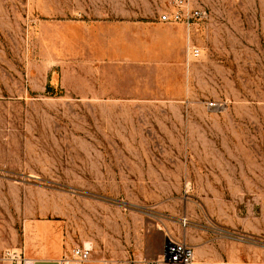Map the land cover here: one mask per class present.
Segmentation results:
<instances>
[{"label": "rangeland", "instance_id": "1", "mask_svg": "<svg viewBox=\"0 0 264 264\" xmlns=\"http://www.w3.org/2000/svg\"><path fill=\"white\" fill-rule=\"evenodd\" d=\"M193 1L179 95L128 26L169 0H0V264L41 228L58 253L36 264L87 242L145 262L168 235L195 264H264V0Z\"/></svg>", "mask_w": 264, "mask_h": 264}, {"label": "crops", "instance_id": "2", "mask_svg": "<svg viewBox=\"0 0 264 264\" xmlns=\"http://www.w3.org/2000/svg\"><path fill=\"white\" fill-rule=\"evenodd\" d=\"M128 26L131 28L134 27L139 29L138 34L133 37H130V39L139 43L148 42L159 46V50L156 53L161 55L162 58L157 60L156 62L166 63L175 66L181 80L178 87V94L183 95L184 92L187 90V87H185L182 82L184 65L187 63L189 72L192 59H197L198 56H200L202 53L201 49L200 55L196 56L191 54L190 60L188 61V53L186 55V45L188 43V32L186 23L184 21H152L150 23H135ZM192 28H195V24L192 26ZM192 31L194 32L193 29ZM142 32L145 34H143ZM191 37L192 32L191 34H189V40H191ZM196 45L199 46L198 44ZM152 52L154 51L152 50ZM51 236L52 233L49 228H41L40 230L34 232L27 240L26 248L30 250V254L32 256H35L32 258L36 260V263L42 260L48 261V259H50L48 256L58 253V251L50 242ZM161 251L162 249L155 257H157ZM24 253L27 255L26 252ZM84 264H145V262H143L141 259L135 261H126L119 259L118 261L115 260L113 262H103L98 255H93Z\"/></svg>", "mask_w": 264, "mask_h": 264}, {"label": "built area", "instance_id": "3", "mask_svg": "<svg viewBox=\"0 0 264 264\" xmlns=\"http://www.w3.org/2000/svg\"><path fill=\"white\" fill-rule=\"evenodd\" d=\"M207 11L193 0H169V6L161 13V19L168 22L184 21L188 32V61L190 55H200L201 47L191 45L189 34L195 20L206 16ZM221 103L217 100L210 101V106L219 107ZM93 246L83 243L73 248L71 255H64L58 261L59 264H84L92 257ZM3 259L11 264H36V260L27 256L23 249L10 247L5 249ZM196 251L192 244L186 239L168 235L162 251L157 257L146 259L145 264H195Z\"/></svg>", "mask_w": 264, "mask_h": 264}, {"label": "bare ground", "instance_id": "4", "mask_svg": "<svg viewBox=\"0 0 264 264\" xmlns=\"http://www.w3.org/2000/svg\"><path fill=\"white\" fill-rule=\"evenodd\" d=\"M87 244H90L89 242H87ZM91 261V260H90Z\"/></svg>", "mask_w": 264, "mask_h": 264}]
</instances>
